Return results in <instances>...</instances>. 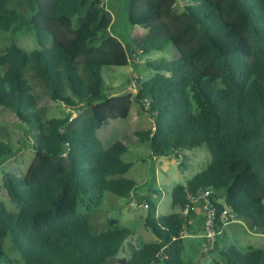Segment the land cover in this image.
Instances as JSON below:
<instances>
[{
  "label": "trees",
  "instance_id": "1",
  "mask_svg": "<svg viewBox=\"0 0 264 264\" xmlns=\"http://www.w3.org/2000/svg\"><path fill=\"white\" fill-rule=\"evenodd\" d=\"M172 1L126 0L129 24L152 31L133 39L132 57L169 44L176 56L142 60L154 73L137 80L135 93L102 99L114 89L102 68L129 59L109 32L104 0H0V32L10 36L0 49V105L26 123V133L34 131L35 151L23 175H2L17 209L0 200V258L9 235L22 264H120L119 252L124 264H188L183 232L194 211L157 215L146 198L143 225L155 240L140 246L115 218L102 232L90 229L89 209L104 192L129 197L136 188L124 176L132 166L122 159L126 145L104 147L97 134L110 119H125L133 101L153 117L152 128L133 132L152 156L173 153L184 170L178 150L205 144L210 154L202 171L172 187V206L181 210L190 195L211 188L235 217L264 233V0H189L180 12ZM18 31L33 33L43 49L17 45ZM45 99L69 114L46 120ZM11 152L0 140V157ZM223 202H215L218 214ZM222 255L228 264H264V250L252 246Z\"/></svg>",
  "mask_w": 264,
  "mask_h": 264
},
{
  "label": "rangeland",
  "instance_id": "2",
  "mask_svg": "<svg viewBox=\"0 0 264 264\" xmlns=\"http://www.w3.org/2000/svg\"><path fill=\"white\" fill-rule=\"evenodd\" d=\"M188 2L189 0H173L172 9L180 12ZM104 3L106 11L112 18L109 32L120 41L129 59L125 66L102 68L104 82L114 87L113 90L104 89L101 93L102 99L128 92L135 93L137 80H145L154 73L153 69L146 68L142 60H170L176 56V50L169 44L161 51L153 50L143 57H132L133 39L147 37L152 31L129 24L126 0H104ZM9 37L8 32H0V49L9 43ZM14 39L17 45L26 50L43 49L33 33L18 31ZM44 104L47 106L46 120L69 114V108L62 103L45 99ZM70 114L71 118L78 115L74 112ZM152 127L153 117L133 101L125 119H110L98 129L97 134L104 147L115 140L126 145L127 151L122 155V159L131 162L132 166L124 176L133 179L136 188L129 197L104 192L101 204L89 209L92 232L104 231L107 227L106 220L115 218L121 226L132 230V235L127 241L140 246L144 242L155 240L154 235L143 225L142 219L147 211L144 204L146 198L155 203L157 215L173 212L181 214L179 208L172 206L171 189L178 183L185 184L196 173L202 171L210 160V154L205 144L178 150L179 154L184 155L181 161L187 164L182 170L178 164L179 160L173 153L168 156H152L149 143L139 141L133 134L135 130ZM26 130V123L18 119L12 109L0 105V140L6 142L12 149L10 155L0 157V200L10 211H16L17 207L10 201L2 186V175L5 172L23 175L32 161L35 155L31 140L34 131L26 133ZM154 190L156 192H153ZM199 204L200 202H195V206L199 207ZM80 208L84 209V206L80 204ZM200 215L203 218V214ZM194 219L193 217L190 220ZM10 244L8 235L3 245L5 257L0 258V264H9L8 260L22 264L19 252L11 249ZM205 244L203 232L198 226H187L183 235L182 259L188 264H228L222 253L230 246L242 252L249 246L264 250V233L251 229L244 219L234 217L229 223L218 227L212 241ZM125 256L119 252L117 261L120 263Z\"/></svg>",
  "mask_w": 264,
  "mask_h": 264
},
{
  "label": "built area",
  "instance_id": "3",
  "mask_svg": "<svg viewBox=\"0 0 264 264\" xmlns=\"http://www.w3.org/2000/svg\"><path fill=\"white\" fill-rule=\"evenodd\" d=\"M145 107L147 106V100L144 99ZM213 196V190L206 188L198 191L195 195L189 196V203L180 210L182 216H186L189 211L197 212L199 207L203 212V238L206 240V244H209L216 234V230L219 227L218 223H229L235 217L230 208L222 201V199H215ZM195 202H200L199 207L195 206ZM217 203L223 202V209L218 214L216 207ZM146 207V205H145ZM184 235V232H183Z\"/></svg>",
  "mask_w": 264,
  "mask_h": 264
},
{
  "label": "crops",
  "instance_id": "4",
  "mask_svg": "<svg viewBox=\"0 0 264 264\" xmlns=\"http://www.w3.org/2000/svg\"><path fill=\"white\" fill-rule=\"evenodd\" d=\"M200 214H203V212L201 210V207H199V210L197 212H195V216H194L195 219L194 220H189L188 224H189V227L192 226V225L198 226L199 230L203 232V229H202L203 218L201 217Z\"/></svg>",
  "mask_w": 264,
  "mask_h": 264
},
{
  "label": "water",
  "instance_id": "5",
  "mask_svg": "<svg viewBox=\"0 0 264 264\" xmlns=\"http://www.w3.org/2000/svg\"><path fill=\"white\" fill-rule=\"evenodd\" d=\"M124 263H125V260L122 259V260L120 261V264H124Z\"/></svg>",
  "mask_w": 264,
  "mask_h": 264
}]
</instances>
